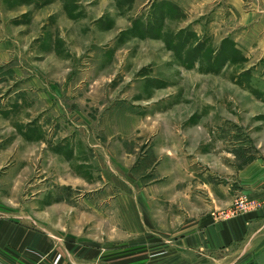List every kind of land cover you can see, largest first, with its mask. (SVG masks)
<instances>
[{"label":"rangeland","instance_id":"374dc122","mask_svg":"<svg viewBox=\"0 0 264 264\" xmlns=\"http://www.w3.org/2000/svg\"><path fill=\"white\" fill-rule=\"evenodd\" d=\"M253 161L264 0H0V211L97 247L73 264H264V232L214 255L171 241L185 210L261 209L235 180ZM65 171L85 184L58 189Z\"/></svg>","mask_w":264,"mask_h":264},{"label":"crops","instance_id":"0c3cea01","mask_svg":"<svg viewBox=\"0 0 264 264\" xmlns=\"http://www.w3.org/2000/svg\"><path fill=\"white\" fill-rule=\"evenodd\" d=\"M95 158H98L97 154ZM105 168L107 170L111 168L109 173L115 174L113 165ZM104 172L105 170H101V174ZM100 179L103 180V177L101 176ZM235 180L244 191L252 193L257 191L260 194H257L258 198L264 199V162L249 163L237 172ZM55 182H58V189L68 190L85 184L81 177L73 176L70 171H65L63 176L57 174ZM249 195L255 197L256 193ZM69 205L70 203H67L65 199L54 201L51 212L59 214L61 210H64V216H68L71 208L66 209V207ZM60 206L64 208L61 209ZM197 215L188 214L186 210L184 215H177L176 220L183 224L179 225L180 232L176 231L178 233L176 237L170 236L175 253L201 256L203 253L210 255L224 253L231 251V248L237 244L242 243L244 247L251 246L252 242L264 232V203H261V209L236 214L226 219H215L212 214L202 217ZM54 222H57L56 218L53 219ZM53 227L47 230L23 227L5 217L0 211V264H73L72 259L75 255H79L81 263H84L83 261L88 257L89 259L97 258L98 251L95 246L93 249L81 246L70 247L63 242V251H61L57 245L66 233L61 232L62 229L59 226L57 228L53 224ZM165 236L167 237L168 233H165ZM163 242L168 243V241ZM99 253H101L100 248ZM88 254L90 256H87Z\"/></svg>","mask_w":264,"mask_h":264},{"label":"built area","instance_id":"2783aa9c","mask_svg":"<svg viewBox=\"0 0 264 264\" xmlns=\"http://www.w3.org/2000/svg\"><path fill=\"white\" fill-rule=\"evenodd\" d=\"M242 208H243V205H242L241 201H239V209H240V211H242ZM245 208H246V206L243 208V211L246 210ZM233 213H234V212H233ZM233 213H232V214H233ZM232 214H231V215H232ZM231 215H230V216H231Z\"/></svg>","mask_w":264,"mask_h":264}]
</instances>
